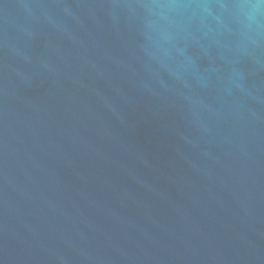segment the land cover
I'll use <instances>...</instances> for the list:
<instances>
[{
	"label": "water",
	"instance_id": "obj_1",
	"mask_svg": "<svg viewBox=\"0 0 264 264\" xmlns=\"http://www.w3.org/2000/svg\"><path fill=\"white\" fill-rule=\"evenodd\" d=\"M0 264H264V0H0Z\"/></svg>",
	"mask_w": 264,
	"mask_h": 264
}]
</instances>
